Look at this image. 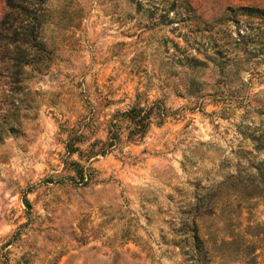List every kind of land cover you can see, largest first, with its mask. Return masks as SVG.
Returning a JSON list of instances; mask_svg holds the SVG:
<instances>
[{
  "label": "rangeland",
  "instance_id": "obj_1",
  "mask_svg": "<svg viewBox=\"0 0 264 264\" xmlns=\"http://www.w3.org/2000/svg\"><path fill=\"white\" fill-rule=\"evenodd\" d=\"M250 3L264 0H42L20 15L37 33L14 70L0 50V264H184L183 210L264 133V19L236 7ZM155 101L160 123L69 178L68 132L103 138L111 113Z\"/></svg>",
  "mask_w": 264,
  "mask_h": 264
},
{
  "label": "trees",
  "instance_id": "obj_2",
  "mask_svg": "<svg viewBox=\"0 0 264 264\" xmlns=\"http://www.w3.org/2000/svg\"><path fill=\"white\" fill-rule=\"evenodd\" d=\"M40 1L4 0L1 21H6L7 25L3 27L5 40L0 50L9 56L8 66L12 70L14 63L22 66L23 63H17V60L37 33L34 21L22 23L20 15L34 18L35 13L28 12L35 11V4ZM236 7L242 15L264 19V4ZM33 25L35 31L32 32ZM166 114L161 101L132 104L111 113L105 121L104 137L90 141L87 136L92 127L87 129L78 125L67 133L63 143L64 165L72 171L69 178L80 184L88 182L94 175L90 163L96 155L110 151L122 137L125 141L139 140L152 123H160ZM250 139L254 153L247 155L250 150L239 151V157L233 163L234 170L225 169L221 178L212 181L206 191L196 192L194 201L183 210L186 214L180 218L178 230L185 235L174 243L179 247L184 264H259L256 249L264 247V218L252 217V209L264 204V156L255 155L256 151H264V133H251ZM80 143L85 144L81 146ZM74 152L77 159L70 158ZM229 162L228 158L220 161L223 166ZM260 264H264V260Z\"/></svg>",
  "mask_w": 264,
  "mask_h": 264
}]
</instances>
